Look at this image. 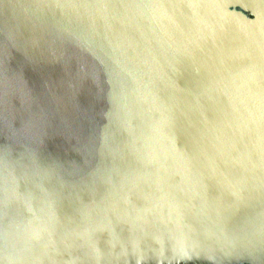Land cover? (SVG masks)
Masks as SVG:
<instances>
[{
  "label": "water",
  "instance_id": "obj_1",
  "mask_svg": "<svg viewBox=\"0 0 264 264\" xmlns=\"http://www.w3.org/2000/svg\"><path fill=\"white\" fill-rule=\"evenodd\" d=\"M0 264H264V0H0Z\"/></svg>",
  "mask_w": 264,
  "mask_h": 264
}]
</instances>
